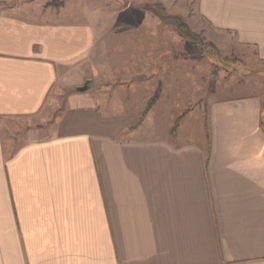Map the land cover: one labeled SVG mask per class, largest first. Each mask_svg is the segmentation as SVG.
<instances>
[{"label": "crops", "instance_id": "1", "mask_svg": "<svg viewBox=\"0 0 264 264\" xmlns=\"http://www.w3.org/2000/svg\"><path fill=\"white\" fill-rule=\"evenodd\" d=\"M159 1L264 62V0ZM99 31L0 9V264H264L262 94L179 119L150 90L141 108L76 93L55 133L10 147L5 122L39 113L57 82L87 81ZM132 47L121 61L143 73L119 80L159 61Z\"/></svg>", "mask_w": 264, "mask_h": 264}, {"label": "rangeland", "instance_id": "2", "mask_svg": "<svg viewBox=\"0 0 264 264\" xmlns=\"http://www.w3.org/2000/svg\"><path fill=\"white\" fill-rule=\"evenodd\" d=\"M0 9L32 20L95 24L101 31L94 48L80 62L87 80L93 83L85 92L93 101L99 99L109 105L120 98L141 108L148 101L145 94L150 90L153 95L159 94V97L153 96L152 103L162 104L164 109L173 105L174 115L184 119L196 114L197 107L200 110L202 105L206 107L212 99L223 101L252 93L264 97V62H258L249 49L243 54L240 50L232 54L224 52V37L218 38L217 49L208 39L204 20L175 15L159 0H0ZM164 17L169 20L162 21ZM178 22L191 34V41L181 38L171 25ZM133 44L141 52L146 49L147 55L159 61L151 65L143 80L132 81L137 78L134 77L126 80L127 83L119 79L143 73V68L129 72L121 61L132 51ZM116 67L125 70L114 75ZM160 73H168V80L160 82ZM175 76L179 78L175 80ZM170 77L174 80H169ZM76 86L57 82L39 113L5 122L4 131L14 138L10 147L16 149L55 133L69 100L78 93ZM163 86L168 90L164 89L160 95Z\"/></svg>", "mask_w": 264, "mask_h": 264}, {"label": "trees", "instance_id": "3", "mask_svg": "<svg viewBox=\"0 0 264 264\" xmlns=\"http://www.w3.org/2000/svg\"><path fill=\"white\" fill-rule=\"evenodd\" d=\"M160 18V17H159ZM164 22H167L169 19L167 17H164L163 19H161ZM171 24V23H170ZM173 27H175L178 35L185 39V40H189L191 41V34L188 33L187 31L185 32L182 28H184L183 25H181L179 22L177 24H171Z\"/></svg>", "mask_w": 264, "mask_h": 264}, {"label": "water", "instance_id": "4", "mask_svg": "<svg viewBox=\"0 0 264 264\" xmlns=\"http://www.w3.org/2000/svg\"><path fill=\"white\" fill-rule=\"evenodd\" d=\"M93 87V83L90 80H87L81 87H76L75 90L78 93H85L86 91H88L89 89H91Z\"/></svg>", "mask_w": 264, "mask_h": 264}]
</instances>
